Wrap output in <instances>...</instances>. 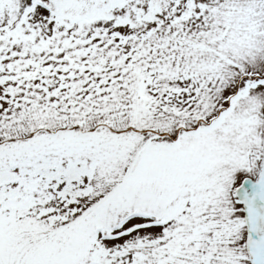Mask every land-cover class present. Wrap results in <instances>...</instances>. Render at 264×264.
<instances>
[{"label":"snow or ice","instance_id":"snow-or-ice-1","mask_svg":"<svg viewBox=\"0 0 264 264\" xmlns=\"http://www.w3.org/2000/svg\"><path fill=\"white\" fill-rule=\"evenodd\" d=\"M0 264H264V0H0Z\"/></svg>","mask_w":264,"mask_h":264}]
</instances>
